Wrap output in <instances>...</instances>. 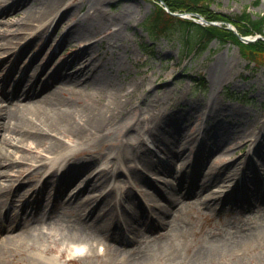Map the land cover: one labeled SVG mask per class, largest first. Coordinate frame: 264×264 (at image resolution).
Instances as JSON below:
<instances>
[{
    "label": "bare ground",
    "instance_id": "bare-ground-1",
    "mask_svg": "<svg viewBox=\"0 0 264 264\" xmlns=\"http://www.w3.org/2000/svg\"><path fill=\"white\" fill-rule=\"evenodd\" d=\"M11 1H0V15H4L3 19H0V24L15 26L16 31L10 28L2 30L0 26V37L9 34V39L0 38V49H4V52H18L16 39L19 36L31 34L29 41L25 44L27 46L37 39H43L47 29L54 25L55 29L51 31L43 44L44 48L46 43L56 36L60 21L67 11L66 8L56 21L55 18H50L49 9L60 7L63 0ZM88 1L89 8L82 15L79 16V12L73 13L75 16L73 24L77 26L76 34L83 35L81 40L97 37L103 31H108L109 35H122L124 28L131 24L137 11V9L123 7L121 9L123 14L111 18L103 6L107 0ZM69 6L72 7L71 4ZM14 16L17 18L11 20ZM64 31H61L62 43L69 42L76 36L70 29ZM102 42L104 37L82 45L73 53L70 60L59 62L56 69L46 77H43L45 68L56 64L52 61V57L45 62H37V65L31 68L36 71L40 69L33 81H26L23 75L13 88H8L7 80L0 82L1 95L4 100L9 101L8 104L0 105V130L12 133L11 137L5 136L4 133L0 137V201H3L2 197L6 196L9 202L17 206L16 201L22 199V195L16 192L9 193L10 184L4 181L16 182L15 186L18 189L30 175H36L40 169L50 167L49 175L39 186V193H42L45 185L51 180L52 183H56L59 194L70 186L69 190H71L72 185L78 184L80 187L76 192L70 193V199H73L72 204L75 203V206L70 204V201L55 206L57 211H61V218L70 221L74 226L79 223L89 232L87 238L83 240L86 248L82 250L75 247L72 250L79 252L82 250L80 252L82 256H100L95 243L102 242L105 245L104 241L108 239L111 243L106 245L102 256L106 257L109 264H147L149 261L147 248L141 245L136 247V237L145 232H152L158 227H166L171 222V214L174 211L183 212L184 206L190 202L199 206L203 213L226 208L248 211L264 209V187L259 197L256 189L239 181L240 169L243 166L235 165L227 171L221 169L213 171L207 168L206 171L207 159L224 141L231 140L232 133L239 126V122L226 125L228 119L225 118L229 115L225 109L212 107L210 103L209 107L212 109L210 117L216 119V122L207 123L197 131L184 136L183 125L174 122L175 113H168L166 108L158 105L150 119H147L148 125L143 132L153 135L155 131L158 134L160 130H167L174 135L168 141L160 140L165 150L164 155L157 158L155 168L150 165L153 158H145L143 152L138 150L146 143L145 140L140 138L135 145L126 135L131 125L124 126L125 134H113L110 127L121 120L128 105V99L136 90L126 85L116 87L121 82L119 75L121 67L114 55H106L109 51L107 48L100 51L99 45ZM7 59L8 57L4 58L2 62H6ZM36 59L38 61L39 58L34 57L23 67L29 70ZM72 67L74 70H70ZM57 69L60 71L58 72ZM88 86L101 91L115 90L114 100L110 102L105 98H98L97 101L90 103L89 101L78 103L84 94L83 88ZM239 120L244 123L241 118ZM263 127L264 125L260 128L261 131L264 130ZM261 136L264 137L263 132ZM66 137L74 141L71 147L74 152L68 151L70 143L65 139ZM262 138L248 150L246 158L239 157L240 162L250 161L251 153L254 151L259 149V152L264 151ZM87 142L89 146H80ZM247 142L246 139L238 143L245 146ZM106 143L117 149L108 157L111 166L103 163L91 170L90 167L98 160L90 157V147L101 145L99 151L105 157L108 156L109 151L106 152L102 145ZM13 148L21 152L19 159L13 157ZM195 148L197 149V157L194 159L195 167L192 171H188L185 164L189 159L186 156ZM128 151L131 152V156L126 154ZM27 159H32L35 163L30 164ZM135 159H138L139 164L150 165L151 174H155L157 170H164L172 176L175 173L176 181L156 184L153 175L146 177L142 174L139 164H131V161ZM172 159L183 160L174 162L175 171L170 169ZM227 161L224 163L225 166L229 164ZM86 171L89 173L84 174ZM120 174L124 176V179L118 177ZM132 175H140L144 178L150 187L147 194L138 190L134 183L130 184V179H135ZM111 179H115L114 182L117 184L105 193L103 185L92 186L91 184L95 180L108 183ZM120 182H123L122 185L125 187H129L127 191L129 190L128 196L132 203L130 208L122 205V212L133 220L128 228L108 224L107 217L110 212L118 214V205L115 201L127 198V195H122L113 201L110 197L113 192L122 191L118 185ZM86 191V195H82ZM53 201L51 197L46 206L37 205L30 210L26 203L21 209L1 208L0 216L4 218V221L0 229L5 231V234L0 242V254L7 249L19 248L22 251L28 249L31 264H56L54 259L43 256L45 249L41 248V235L40 232H35L38 226L45 223L48 216L54 213L52 207H49ZM75 207L78 208L76 212H74ZM132 209H138V213L133 212ZM90 234H95V237L89 238ZM76 241L70 240V243ZM128 245L132 246L129 250L126 249ZM245 245L249 244L245 243ZM245 245L236 246L228 254L227 259L226 255L223 257L226 260H220L216 264H253L245 257ZM52 250L47 248L46 253ZM65 252V248L60 249V256ZM0 264H3L1 259Z\"/></svg>",
    "mask_w": 264,
    "mask_h": 264
},
{
    "label": "rangeland",
    "instance_id": "rangeland-1",
    "mask_svg": "<svg viewBox=\"0 0 264 264\" xmlns=\"http://www.w3.org/2000/svg\"><path fill=\"white\" fill-rule=\"evenodd\" d=\"M10 2L12 1L10 0ZM89 5L88 0H63L60 7L49 9L50 18H55L56 21L66 8L67 11L60 21L56 36L48 41L44 48L43 44H45L48 35L55 29L54 25L45 32L44 41L37 39L25 46L31 34H24L16 39L18 52H4V49H0V82L7 80L8 88H13L23 75H25L26 81H33L40 69L36 71L31 68H34L37 62H45L52 57V61L56 64L44 67L43 77H46L56 69L59 62L70 60L79 47L94 42L96 38L104 37V42L99 45L100 51L107 48L109 51L106 55H114L121 67L119 72L121 82L116 87L126 85L136 90L134 95L129 97L121 120L110 127L113 134H125L124 126L131 125L126 135L135 145L140 138L145 140L146 143L138 150L143 152L145 158H153L150 165L155 168L157 158L162 157L165 150V146L160 140L168 141L174 135L167 130H160L158 134L155 131L153 135L143 132L148 125L147 119H150L155 108H158L159 105L166 108L168 113L174 112L176 115L174 122L183 125L182 134L185 136L192 131H197L207 123L216 122V119L210 117L212 116V109L209 107L211 103L212 107L227 111L229 115L225 118L228 119L227 126L236 122H239V126L232 133L231 140L224 141L207 159L206 171L207 168H211L213 171L218 169L227 171L235 165L243 166L239 174L240 183L256 189V194L260 197L261 189L264 187V151L259 152L260 149L253 153L250 151V161L240 162L239 157L246 158L248 150L262 138V132L264 134V130H260L264 125V64H255L245 59L241 55L239 47L232 42L221 43L218 39H214L204 50H201L197 43L198 36L192 29L173 26L163 32L152 30L147 18L155 10V0H107L103 6L111 18L123 14L124 12L121 10L123 7L131 10L137 9L131 24L124 28L122 35H109L108 31H103L97 37L81 40L83 35L76 34L77 26L73 24L75 18L73 13L79 12L80 16L89 8ZM211 8L229 15L241 14L247 10L253 17H258L264 14V0H213ZM3 16L0 15V19H3ZM182 16L199 20L192 14ZM16 18L17 16H14L11 20ZM0 26H2V30L10 28L12 31H16L15 26L6 24H0ZM69 29L75 32L76 36L71 41L62 43L63 33L61 31L65 30L64 32H66ZM250 35L257 36V34ZM3 37L9 39V34ZM36 56L39 58L38 61L36 59L30 65V69L26 70L23 67L24 64ZM7 57L6 62H2ZM70 70H74V68L72 67ZM57 71L59 72L60 69ZM113 92L116 95V91L113 89L101 91L96 90L93 86H88L83 88L84 94L78 103L84 101L90 103L97 101L98 98H105L106 101L112 102L114 100ZM8 103L9 101L3 99L0 91V105ZM155 104H157L156 107ZM3 133L7 137L12 136V133L8 131L0 130V137L3 136ZM65 139L70 143L68 151H72L71 147L74 141L68 137ZM246 139L248 142L245 146L240 144ZM262 139L264 140V137ZM80 146H89V142ZM100 146L90 147V157L98 160L90 167L91 170L103 163L111 166L108 157L117 150L110 147L108 143L102 145L106 152L109 151L108 156L104 157L99 151ZM195 149L188 151L190 154L186 156L189 159L185 164L188 171H192L195 167L194 159L197 157V149ZM13 150V157L19 159L21 152L17 151V148H13ZM126 154L132 155L130 151ZM137 160H132L131 164L137 163ZM177 160L183 161L182 159H172L170 161L172 171H175L174 162ZM27 161L30 164L35 163L32 159H27ZM226 161L229 164L225 166ZM150 165L139 164L142 174L146 177L153 175L156 184L176 181L175 173L172 176L164 170H157L155 174H151ZM49 173L50 167L40 169L36 175L26 178L18 189L15 186L16 182L4 181L10 184L9 193L16 192L22 195V199L16 201L17 206H14L6 196H3V201H0V209L7 207L21 209L26 203L30 210L37 205L46 206L52 197L54 201L49 207H52L54 213L48 216L46 222L39 225L35 231L36 233L40 232L41 235V248L45 249L43 256L54 259L56 264H109L106 257L102 256L105 253L106 245L111 243L108 239L104 241L105 245L102 242L95 243L100 256H82L79 251L72 250L75 247L82 250L86 248L83 240L87 238L89 232L79 223L74 226L70 221L61 218V211H57L55 206L62 205L67 201L72 204L73 199H70V193L76 192L80 187L75 184L72 185L71 190H69L70 186L59 194L56 183H52L51 180L45 185L42 193H39V186ZM88 173L86 171L84 174ZM261 176H263V180H261ZM118 177L124 179L121 174ZM133 177L137 180L134 182L135 179H130V184L134 183L138 190L147 194L150 187L144 178L140 175H132ZM114 181L115 179H111L106 183L95 180L91 184L92 186L94 184L103 185L105 193L114 184H117ZM122 183L118 184L122 191L113 192L110 197L113 201L122 195H127V198H122V201L116 200L118 214L110 212L107 218L108 224L111 226L122 225L128 228L133 220L122 212V205L130 208L132 203L128 196L129 190L127 191L129 187H125ZM86 193L87 191L82 195H86ZM72 205L75 206V203ZM132 210L138 213V209ZM76 211H78L77 207L74 208V212ZM3 221L4 218L0 216V225ZM170 221L166 227H158L152 232H145L136 237V247L141 245L147 248L149 254L147 264H216L220 260L227 259L228 254L236 246L245 245V243L249 244L248 248L245 245L247 260L253 264H264V209L248 211L239 208H226L203 213L199 206L190 202L184 206L183 212L174 211L170 216ZM237 231L241 232L237 233ZM4 234L5 231L0 229V242ZM94 235L90 234L89 238L95 237ZM70 240L77 241L70 243ZM47 248L53 250L46 253ZM62 248H65L66 252L60 256ZM131 248V245L126 247L127 250ZM29 252L28 249L25 251L19 248L7 249L3 254H0V259L3 264H31ZM225 255L226 257L223 258Z\"/></svg>",
    "mask_w": 264,
    "mask_h": 264
},
{
    "label": "trees",
    "instance_id": "trees-1",
    "mask_svg": "<svg viewBox=\"0 0 264 264\" xmlns=\"http://www.w3.org/2000/svg\"><path fill=\"white\" fill-rule=\"evenodd\" d=\"M213 0H155V10L148 16L147 22L152 30L163 32L170 27L179 26L192 29L198 36L197 43L204 50L209 43L218 39L221 43L232 42L239 47L242 56L255 64H264V39L244 42L226 26L230 21L242 35H264V14L253 17L244 10L241 14L229 15L211 8ZM258 2V1H257ZM168 6L170 11L164 7ZM198 12L210 21H222L221 24H201L193 19L173 15L171 12Z\"/></svg>",
    "mask_w": 264,
    "mask_h": 264
},
{
    "label": "water",
    "instance_id": "water-1",
    "mask_svg": "<svg viewBox=\"0 0 264 264\" xmlns=\"http://www.w3.org/2000/svg\"><path fill=\"white\" fill-rule=\"evenodd\" d=\"M173 14L175 15H182L181 13H178V12H174ZM196 15L198 17H200L204 22L206 23H211L210 21L206 20L204 17H202L199 13H196ZM227 25L228 27H230L231 29H233L237 34H238V31L236 30V28L230 23V22H227ZM239 37L243 40V41H253V40H256L258 38H262L263 36L261 35H257V36H242L240 34H238Z\"/></svg>",
    "mask_w": 264,
    "mask_h": 264
}]
</instances>
